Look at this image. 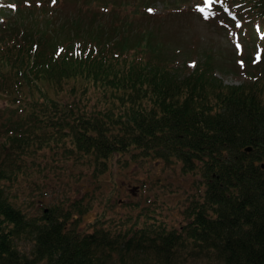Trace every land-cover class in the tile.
Segmentation results:
<instances>
[{"label": "trees", "instance_id": "16d2710c", "mask_svg": "<svg viewBox=\"0 0 264 264\" xmlns=\"http://www.w3.org/2000/svg\"><path fill=\"white\" fill-rule=\"evenodd\" d=\"M58 1L0 4V99L10 108L7 117L0 109V264H183L190 245L194 257L218 264H264V58L259 66L250 60V78L226 84L211 51L192 65L149 29L133 38L131 14L112 24L114 34L93 27L57 42L51 22L25 13L51 18L47 8ZM220 2L254 25L263 47L264 0ZM54 146L97 173L124 157L180 163L202 184L190 222L181 230L150 220L118 229L97 218L82 229L90 209L82 199L25 211L3 180Z\"/></svg>", "mask_w": 264, "mask_h": 264}, {"label": "rangeland", "instance_id": "374dc122", "mask_svg": "<svg viewBox=\"0 0 264 264\" xmlns=\"http://www.w3.org/2000/svg\"><path fill=\"white\" fill-rule=\"evenodd\" d=\"M101 1L114 2L115 8L100 10L96 0H59L54 7L47 8L51 18L29 9L25 16L39 18L44 24L51 22L49 28L59 42L74 39L78 33L88 36L87 32L93 27L104 34H114L112 24L121 21L125 14H131L133 38L149 29L155 40L166 43L173 53L181 49L177 53L179 60L187 59L192 65L211 51L219 63L218 75L226 84H240L250 78L245 71L256 72L251 59L257 66L262 65L264 43L261 47L256 28L234 18L233 13L222 11L220 0H213L210 7L206 0ZM145 6L152 7L150 13ZM135 7L139 10L135 11ZM205 7H208L207 18L200 11ZM247 33H252L250 39ZM7 106V102L0 99L5 117L10 114ZM0 155L4 156L2 144ZM127 158L116 159L107 171L97 173L95 165L76 156H66L56 146L46 147L26 157L25 166L17 177L3 183L12 200L31 214H40L48 205L82 199L90 206L80 224L82 229L97 218H103L114 228L142 225L150 220L168 229L181 230L190 222L188 208L200 194L202 184L194 174L182 171L180 163L167 165L164 161L142 159L126 162ZM191 251L190 245L182 252L183 264L220 263L216 257H207L205 253L194 257ZM155 258V254L148 256L150 260Z\"/></svg>", "mask_w": 264, "mask_h": 264}, {"label": "snow or ice", "instance_id": "6c2138e0", "mask_svg": "<svg viewBox=\"0 0 264 264\" xmlns=\"http://www.w3.org/2000/svg\"><path fill=\"white\" fill-rule=\"evenodd\" d=\"M212 3H213V0H206V5L208 7H210ZM208 7H205V8L200 9V11H202V12L205 13V18H207Z\"/></svg>", "mask_w": 264, "mask_h": 264}, {"label": "water", "instance_id": "95a60500", "mask_svg": "<svg viewBox=\"0 0 264 264\" xmlns=\"http://www.w3.org/2000/svg\"><path fill=\"white\" fill-rule=\"evenodd\" d=\"M246 150L247 151H251L252 150V147L251 146L250 147H247Z\"/></svg>", "mask_w": 264, "mask_h": 264}]
</instances>
